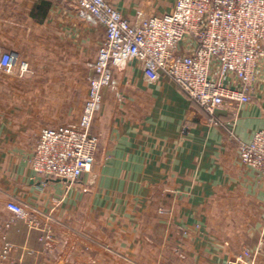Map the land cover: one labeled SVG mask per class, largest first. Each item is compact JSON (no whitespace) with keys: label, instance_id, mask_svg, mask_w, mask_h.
I'll use <instances>...</instances> for the list:
<instances>
[{"label":"crops","instance_id":"0c3cea01","mask_svg":"<svg viewBox=\"0 0 264 264\" xmlns=\"http://www.w3.org/2000/svg\"><path fill=\"white\" fill-rule=\"evenodd\" d=\"M108 2L133 20L174 0ZM103 40L68 0H0V52L28 65L0 72V252L9 243L24 264H227L245 253L264 264V175L236 150L264 129V65L251 103L218 111L227 128L209 126L162 73L116 68L90 130L91 170L72 183L32 171L38 132L79 120ZM10 201L49 217L53 239L9 223Z\"/></svg>","mask_w":264,"mask_h":264},{"label":"built area","instance_id":"2783aa9c","mask_svg":"<svg viewBox=\"0 0 264 264\" xmlns=\"http://www.w3.org/2000/svg\"><path fill=\"white\" fill-rule=\"evenodd\" d=\"M68 2L79 19L103 28L104 40L88 64V92L79 120L38 132L29 159L37 175L75 182L90 170L98 148L90 130L102 109L101 92L110 86L116 68L137 63L151 74L162 73L207 116L211 127H228L218 114L220 109L251 103L264 65V0H174L169 12L139 11L133 20L108 0ZM0 72L22 76L28 65L16 52L3 51ZM236 150L242 164L264 175V129L248 143L238 141ZM6 209L13 216L10 223L24 222L40 233V242L53 239L49 217L41 219L15 201L7 202ZM12 247L5 243L0 256L7 258ZM248 257L245 253L227 264H253Z\"/></svg>","mask_w":264,"mask_h":264},{"label":"rangeland","instance_id":"374dc122","mask_svg":"<svg viewBox=\"0 0 264 264\" xmlns=\"http://www.w3.org/2000/svg\"><path fill=\"white\" fill-rule=\"evenodd\" d=\"M20 61H22V60H20ZM86 100V99H85ZM70 124H73V123H69V124H65V125H61V126H67V125H70ZM98 149V148H97ZM96 153H97V150H96ZM95 157H96V154H95ZM95 157H94V162H95ZM94 162H93V164H94ZM92 164V165H93ZM92 167V166H91ZM90 170H91V168H90ZM89 170V171H90ZM88 171V172H89ZM63 181V180H62ZM68 183H72V182H68ZM167 211V209L165 210V209H163V208H161L160 210H159V212L160 213H163V212H166ZM10 221L11 220H9L8 222L10 223ZM1 253V252H0ZM14 262H17V261H12L10 258H9V256L7 257V258H3V257H1L0 256V264H12V263H14Z\"/></svg>","mask_w":264,"mask_h":264},{"label":"trees","instance_id":"16d2710c","mask_svg":"<svg viewBox=\"0 0 264 264\" xmlns=\"http://www.w3.org/2000/svg\"><path fill=\"white\" fill-rule=\"evenodd\" d=\"M198 108V107H197ZM199 109V108H198ZM200 112H202L200 109H199ZM203 113V112H202Z\"/></svg>","mask_w":264,"mask_h":264}]
</instances>
